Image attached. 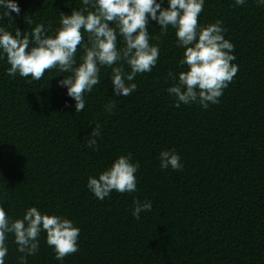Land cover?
<instances>
[{
    "label": "trees",
    "instance_id": "trees-1",
    "mask_svg": "<svg viewBox=\"0 0 264 264\" xmlns=\"http://www.w3.org/2000/svg\"><path fill=\"white\" fill-rule=\"evenodd\" d=\"M13 2L20 14L0 19L13 35L16 29L29 34L36 24L54 35L61 13L83 7L82 0ZM217 20L239 71L207 109L174 106L167 89L176 81L169 74L187 70L179 64L184 49L171 26L162 34L150 19V44L160 49L152 71L137 74L130 96L116 97L111 68L102 67L79 113L58 86L67 73L53 69L39 81L12 77L6 56L0 59V207L10 221L36 207L80 229L79 251L62 261L42 231L39 251L26 264H264V5L205 0L199 24ZM123 46L118 35L117 47ZM83 54L81 46L76 66ZM110 102L115 107L108 112ZM97 125L98 150L87 146ZM168 150L180 156L182 170L161 169L159 155ZM120 156L140 165L137 191H112L101 201L87 181ZM134 200L151 201L152 210L134 218ZM6 246L5 264H20L12 234Z\"/></svg>",
    "mask_w": 264,
    "mask_h": 264
},
{
    "label": "clouds",
    "instance_id": "clouds-1",
    "mask_svg": "<svg viewBox=\"0 0 264 264\" xmlns=\"http://www.w3.org/2000/svg\"><path fill=\"white\" fill-rule=\"evenodd\" d=\"M205 0H168L167 8H162L156 0H82L83 7L73 10L70 15L61 13L60 27L54 35H49L44 24H36L31 33L16 29L15 35L0 27V59L6 56L10 67L9 76L31 77L39 81L46 71L58 69L67 73L58 81V86L67 89V96L75 101L76 113L85 108V94L100 83L102 67L111 68L113 95L127 97L137 89V74L149 73L155 67L160 49L158 43L150 44L149 19L160 26L162 34H167L169 26L175 30L177 44L184 49L180 66L186 67L177 75L170 73L176 83L167 89L176 98L175 107L181 104L198 103L203 109L219 103V98L239 71L232 63L236 57L233 43L224 38L222 22L201 27L199 17L204 10ZM245 0H235L242 6ZM258 6L264 0H257ZM0 19L20 14V8L13 0H0ZM91 9V10H90ZM28 24L33 21L27 19ZM87 34V40H85ZM118 35L123 37L124 46L118 48ZM159 41L160 37H154ZM83 46V55L77 65L76 54ZM125 65L129 71H126ZM115 104L110 102L105 108L111 112ZM101 134L97 125L89 134L92 138L87 146L98 150L96 138ZM161 169L182 170L180 156L174 150L162 151L159 155ZM130 156H120L111 167L89 177L87 188L103 201L112 191L133 193L137 191L136 172L139 163H131ZM132 215L139 219L141 212L152 210L151 201L141 203L134 200ZM46 233V243L53 248L55 259L79 251L80 229L73 222L58 215L42 214L36 207L26 210L22 219L10 221L0 207V264H5L8 254L7 234L14 236L20 264H26L28 256L35 255L40 248L39 236Z\"/></svg>",
    "mask_w": 264,
    "mask_h": 264
}]
</instances>
